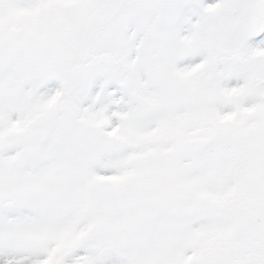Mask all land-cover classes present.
I'll return each instance as SVG.
<instances>
[{"label": "snow or ice", "instance_id": "snow-or-ice-1", "mask_svg": "<svg viewBox=\"0 0 264 264\" xmlns=\"http://www.w3.org/2000/svg\"><path fill=\"white\" fill-rule=\"evenodd\" d=\"M0 264H264V0H0Z\"/></svg>", "mask_w": 264, "mask_h": 264}]
</instances>
